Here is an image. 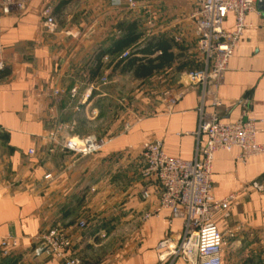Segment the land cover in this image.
Wrapping results in <instances>:
<instances>
[{"label": "crops", "instance_id": "obj_1", "mask_svg": "<svg viewBox=\"0 0 264 264\" xmlns=\"http://www.w3.org/2000/svg\"><path fill=\"white\" fill-rule=\"evenodd\" d=\"M45 1L17 0L0 11V238L18 239L8 256L0 254V264H64L53 254L41 260L32 255L39 236L56 226L70 237L67 255L81 264H187L159 260L160 242L182 234L184 219L161 209L158 186L141 176L142 145L151 138L170 156L199 159L205 142L197 134L200 110L217 111L223 121L243 114L257 119V141L264 143L261 0L246 16L223 81L214 89L200 84L188 90L183 71L202 65L191 1L136 0L131 8L127 0H54V31L42 25ZM233 24L229 13L224 26ZM155 38L167 40L179 57L139 78L120 55ZM182 61L187 64L179 68ZM158 76L153 92L163 86L182 95L170 102L147 89L135 97L134 84ZM119 102L137 111L122 120ZM90 134L107 139L99 153L83 155L63 145L65 138ZM239 153L220 150L212 165L215 197L238 194L231 216H217L225 236L223 264H264V191L252 187L264 182V157L243 161Z\"/></svg>", "mask_w": 264, "mask_h": 264}, {"label": "built area", "instance_id": "obj_2", "mask_svg": "<svg viewBox=\"0 0 264 264\" xmlns=\"http://www.w3.org/2000/svg\"><path fill=\"white\" fill-rule=\"evenodd\" d=\"M195 5L193 17L196 22L197 43L200 53L199 68L183 71L186 87L202 84L216 88L223 81L230 58L238 47L247 27L246 16L256 10L257 0H189ZM17 0H0V11L13 6ZM54 0H46L41 12L42 25L47 31H54L58 21L53 14ZM131 8L138 5L136 0H127ZM229 13L234 14L231 29L224 26ZM264 15V10H263ZM133 52L124 50L120 58L125 59ZM4 64L0 62V69ZM107 78H103L106 82ZM183 89V90H184ZM166 96L174 102L182 95ZM222 101L215 97L214 107ZM201 112V126L197 134H204L205 142L200 147L199 159H182L166 154L159 140L147 139L142 145L141 176L158 186L159 207L169 209L173 217L184 219L182 234L171 233L160 242L159 260L166 262L182 259L187 264H223L224 233L218 226V215L224 220L231 216L237 200V193H230L223 198H216L213 193L212 165L215 154L220 150L240 149L238 157L246 161L253 156L264 157V143L257 141V119L241 115L235 121H223L218 112ZM107 144V139L94 134L65 138L66 149L90 155L99 153ZM34 151L31 150L30 153ZM49 177V175H47ZM252 187L258 192L264 191V182L254 181ZM149 198V192L143 193ZM146 215L145 218H148ZM84 227L85 221L78 223ZM39 245L46 243L52 248V254L64 264H81L77 256H68L66 251L71 246L67 231L60 226L43 232ZM18 246V239L13 236L0 238V254L8 256Z\"/></svg>", "mask_w": 264, "mask_h": 264}, {"label": "trees", "instance_id": "obj_3", "mask_svg": "<svg viewBox=\"0 0 264 264\" xmlns=\"http://www.w3.org/2000/svg\"><path fill=\"white\" fill-rule=\"evenodd\" d=\"M138 36L139 35L136 34L133 40L137 39ZM127 42H130L129 39H127L126 43ZM147 44V46L136 49L127 58L121 59V62L125 61V65L129 67L135 66L134 73L135 76L139 78H145L156 71L170 67L179 57L177 54H174L169 50V43L167 40L155 38L148 41ZM159 50V54H154L153 56L150 55ZM186 64L187 61H182L179 68H184ZM196 67L199 68L198 65H196ZM0 75H2V73Z\"/></svg>", "mask_w": 264, "mask_h": 264}, {"label": "rangeland", "instance_id": "obj_4", "mask_svg": "<svg viewBox=\"0 0 264 264\" xmlns=\"http://www.w3.org/2000/svg\"><path fill=\"white\" fill-rule=\"evenodd\" d=\"M199 59V58H198ZM170 74H172V73H170ZM161 77L162 76H158V78L157 79H155V80H153V81H149V83H143V84H141V83H137V84H134V87H133V89L132 90H134V93H135V97H138L139 95H141L142 94V91L143 92H147V89H149V93L151 94H153V93H155V96H158V97H162V96H170L172 93H173V88H171V87H167V89L166 90H161L162 88H163V86H161V87H159L160 89H159V93H157L158 91H155V92H153L154 90H157L156 88L154 89V86H153V83H157V84H160V79H161ZM160 78V79H159ZM120 90H122V91H125V88L124 89H120ZM120 94H121V92H119ZM152 96V95H151ZM121 100V99H120ZM122 101V100H121ZM118 110H119V113H118V115H119V117H120V119H124V116H125V114H128L129 112H131V111H133V112H135V111H137V107H132V106H130L129 105V103L128 104H125V103H121V102H119V104H118ZM102 138H104V137H102ZM124 236V235H123ZM120 237V238H119ZM118 237V239L120 240H122V236L120 235ZM168 261H170V260H168Z\"/></svg>", "mask_w": 264, "mask_h": 264}, {"label": "water", "instance_id": "obj_5", "mask_svg": "<svg viewBox=\"0 0 264 264\" xmlns=\"http://www.w3.org/2000/svg\"><path fill=\"white\" fill-rule=\"evenodd\" d=\"M263 0L260 1V6L264 8L263 5ZM33 257L37 258L39 260L43 259L44 257L52 255V248L46 244V243H41L36 247V249L33 251Z\"/></svg>", "mask_w": 264, "mask_h": 264}]
</instances>
